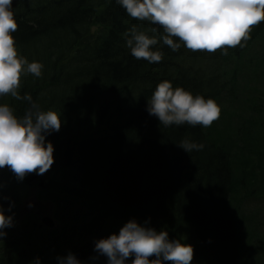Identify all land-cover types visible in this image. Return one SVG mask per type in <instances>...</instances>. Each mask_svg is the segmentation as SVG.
<instances>
[{"label":"trees","instance_id":"obj_1","mask_svg":"<svg viewBox=\"0 0 264 264\" xmlns=\"http://www.w3.org/2000/svg\"><path fill=\"white\" fill-rule=\"evenodd\" d=\"M13 12L17 51L43 65L40 78L21 77L20 94H30L61 119L60 131L46 136L54 164L37 176L71 184L59 191L71 194L65 211L72 224L36 229L13 219L0 242V264H58L69 253L81 264H106L104 257L91 259L95 241L118 234L130 220H147L170 240L191 245V264H261L262 240L237 229L231 208V146L200 126L163 127L146 111V101L162 81L216 103L233 97L234 58L246 56L251 70L264 74V22L252 29L245 47L227 49V55L183 47L173 52L158 44L164 58L149 64L135 59L122 39L134 25L151 36L153 26L129 18L115 0H13ZM0 104L17 117L28 107L10 96L0 97ZM260 104L264 98L251 99L252 113L245 118L255 122ZM184 139L203 144V150L184 152L177 147ZM250 145L264 149L254 140ZM12 177L0 169L2 194L9 198L2 201L5 215L14 217L19 189Z\"/></svg>","mask_w":264,"mask_h":264},{"label":"clouds","instance_id":"obj_2","mask_svg":"<svg viewBox=\"0 0 264 264\" xmlns=\"http://www.w3.org/2000/svg\"><path fill=\"white\" fill-rule=\"evenodd\" d=\"M127 16L152 25L147 32L134 25L125 35V45L137 60L160 63L162 44L173 52L183 47L191 52L227 55V49L243 48L252 29L264 22V0H115ZM18 30L14 19L13 0H0V97L10 96L26 102L22 117H17L7 104H0V169L7 168L17 181L31 174L43 175L54 164V148L46 136L61 129L60 115L43 111L30 94H20L21 77L42 76L43 65L29 62L16 48L13 33ZM146 111L163 127L200 126L208 128L220 118L221 109L214 99L193 95L169 81L156 85L146 101ZM177 147L186 153L203 150V144L188 139ZM4 185L0 183V242L5 229L14 226L13 216L5 215L2 201ZM12 204L8 211L11 212ZM32 205L30 204L29 207ZM130 220L118 234L95 241L91 259L106 258V264H191L194 249L178 239H169L167 231L157 232ZM58 264H81L72 254L58 257ZM39 264V260L35 262Z\"/></svg>","mask_w":264,"mask_h":264},{"label":"rangeland","instance_id":"obj_3","mask_svg":"<svg viewBox=\"0 0 264 264\" xmlns=\"http://www.w3.org/2000/svg\"><path fill=\"white\" fill-rule=\"evenodd\" d=\"M254 54V53H253ZM258 54V53H257ZM246 56L240 61L234 58L230 67L237 79V88L233 97L225 95L218 101L221 109L220 118L211 127V137L228 143L229 151L234 153L233 189L231 191V208L237 219V229L243 234H252L264 244V149L257 150L250 142L264 144V104L255 106L262 112L257 115L255 122L245 116L251 115L249 101L257 96L264 98V74L259 77L251 70ZM253 60H258L255 55ZM242 123V124H241ZM261 127V128H260ZM263 153V155H261ZM250 161V163H249ZM26 176L23 181H17L18 194L16 210L13 219L19 224H29L38 229L43 225L42 219L51 218L55 229L66 224H72L66 214L65 204L71 194L59 191V186H70V183L58 185L52 180L45 182L44 176L28 184ZM72 186L77 187L74 183ZM53 188V190H52ZM64 188H67L66 186ZM32 205L29 207V205ZM246 208V211H244ZM72 218V217H71ZM81 224V222L79 221ZM41 228V226H39ZM44 227V226H43ZM45 228V227H44ZM22 244L21 241H17ZM259 263L263 264L264 251H258Z\"/></svg>","mask_w":264,"mask_h":264},{"label":"water","instance_id":"obj_4","mask_svg":"<svg viewBox=\"0 0 264 264\" xmlns=\"http://www.w3.org/2000/svg\"><path fill=\"white\" fill-rule=\"evenodd\" d=\"M35 178H36V176H33V177H31V178L29 179V181H32V180H34ZM42 222H43L44 224H46L47 226H49V227H52V226H53V222H52V220L49 219V218H45V219H43Z\"/></svg>","mask_w":264,"mask_h":264},{"label":"bare ground","instance_id":"obj_5","mask_svg":"<svg viewBox=\"0 0 264 264\" xmlns=\"http://www.w3.org/2000/svg\"><path fill=\"white\" fill-rule=\"evenodd\" d=\"M122 42L123 43H125V36L123 37V39H122ZM154 68H156V67H154ZM183 69L185 68L186 70H191L192 68L191 67H188V66H185V67H182ZM156 69H159V68H156Z\"/></svg>","mask_w":264,"mask_h":264}]
</instances>
